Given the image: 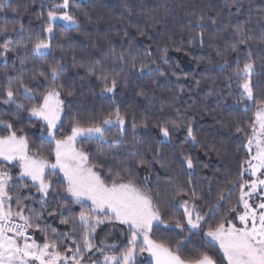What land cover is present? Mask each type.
I'll use <instances>...</instances> for the list:
<instances>
[{
  "label": "trees",
  "instance_id": "trees-1",
  "mask_svg": "<svg viewBox=\"0 0 264 264\" xmlns=\"http://www.w3.org/2000/svg\"><path fill=\"white\" fill-rule=\"evenodd\" d=\"M62 2L10 0L11 8H17L19 14L11 8L0 11V27L19 30L23 25L24 28L22 39L13 34L16 51L0 57V89L9 78H22L35 95L34 100L24 95L17 97L25 105L24 110L0 102V119L12 123L18 135L28 139L31 154L47 152L50 149L47 131H42V124L29 116L27 108L40 101L51 81L33 80L32 76L38 71H48L56 63L64 65L56 82L65 90L62 128H67L73 117L85 126L108 118L109 114L114 118L117 109L127 120L122 138L116 127L107 133L106 143L82 140L77 147L91 155L92 163L102 165L99 170L105 175L111 170L113 175L119 173L123 179H133L139 186L146 184L151 189L168 225L153 229L154 240L165 242L173 249L179 244L185 256L207 252L220 260L222 254L218 247L204 233L223 217L237 223L235 216L242 212V206L230 212L240 195L239 184L232 188L231 182L239 176L242 164L249 157L244 147L247 135L236 129L250 127L256 102L264 100V0H69L67 11L75 17L77 26L55 23L50 37L51 51L36 58L31 53L32 41L48 36L44 32L48 26L47 13ZM201 15L206 17L203 43L200 39L189 43L200 31L189 26V21L194 22ZM212 19L217 21L216 25H212ZM240 28L252 37L245 44L237 42L236 33ZM233 44L238 52L232 51ZM249 52L254 62L251 87L255 100L251 107H246L239 87L244 81L237 80L234 74L237 58L242 68ZM142 63L149 68L140 71ZM93 66L97 74H108L109 81L115 76L118 83L114 92H105L102 80L88 74ZM68 90L73 91L72 96L66 94ZM172 121L180 126L172 131L170 139H165L158 126L172 127ZM133 123L137 125L135 130ZM189 124L194 127L195 143L185 141ZM0 134H6L2 128ZM113 140L117 141L115 145ZM186 156L193 159V169L183 163ZM48 159L54 161V157ZM0 166L6 167L14 179L19 176L18 165ZM50 179L54 184L46 204L39 203L40 194L26 179L29 187L13 185L12 206L15 208L17 192L30 196L23 204L35 212L33 224H40L39 230L29 229L33 239L43 244L47 235L49 242L59 243L62 255L70 256L68 249L77 246L73 240L82 244L83 229L78 227L72 231L71 223L80 205L72 204L63 191L62 176ZM243 179L251 178L245 175ZM229 188L231 195H227ZM179 189L183 192L176 196ZM193 190L198 199L191 196ZM221 193L226 195L222 201L218 200ZM184 200L189 202V207L194 204L195 212L205 218L200 229L187 230L181 207ZM177 220L184 224V231L175 226ZM64 233L71 235L64 236ZM92 240L107 255L118 254L127 246V227L116 221H105L96 227ZM103 243H116V247ZM137 252L139 264H150L147 252L139 254V249ZM102 258L94 248L83 259L84 264H92Z\"/></svg>",
  "mask_w": 264,
  "mask_h": 264
},
{
  "label": "snow or ice",
  "instance_id": "snow-or-ice-1",
  "mask_svg": "<svg viewBox=\"0 0 264 264\" xmlns=\"http://www.w3.org/2000/svg\"><path fill=\"white\" fill-rule=\"evenodd\" d=\"M9 8H11L10 0H0V11ZM68 8L69 0H63L62 3L55 4L48 11V26L44 29L48 36L43 39L37 37L32 41L31 53L36 58L44 57L51 51L50 37L56 21H63L69 27L77 26V21L69 14ZM58 10H62V14L58 15ZM11 11L19 14L17 8H11ZM237 11L239 12V9ZM205 19L206 17L201 15L196 17L194 22L189 21V26L200 29L195 36L189 39V43L196 39H200L203 43ZM216 23L217 21L212 19V25ZM23 32V25H20L19 30L15 27L11 29L7 26L0 27V38H3V42L0 43V57H6L9 52L16 51L13 34L19 35L22 39ZM236 35L239 44H245L252 39L243 28L237 29ZM262 39H264V33H262ZM232 51L238 52L236 44H233ZM21 64H24V60H21ZM148 68L147 64L140 65V71ZM63 71L64 65L56 63L50 66L48 71H38L32 76L33 80L42 78V81H51L50 86L41 95L40 101L27 108L29 116L36 118L42 124V131L45 129L47 131L50 145L47 152L31 154L28 139L23 135H18L12 123L0 119V128L6 133L0 134V165L19 166V176L15 179L6 167L0 166V264H84V254L91 252L94 248L102 254L103 264H139L136 259L137 249H139V254L148 253L151 258L150 264H223V262L226 264H264V100L256 102V109L249 121L250 127L243 129L238 126L236 129L237 132H244L247 135V143L244 147L248 150L250 157L242 164L236 180L231 182L232 188L239 184L240 195L237 205L230 209V212H236L241 205L244 209L235 216L239 225L232 219L223 217L217 221L215 227L210 226L204 233L205 237L215 242L214 246L218 245V250L222 253L220 260L213 259L207 252H200L196 256H185L181 254L179 244L173 249L171 245L162 241L157 242L152 238V232L156 226L167 227L168 225L165 223V217L157 206L151 189L146 184L145 187L139 186L133 179L125 180L120 177L119 173L113 175L111 170L105 175L99 170L102 165L92 163L91 155L77 147L82 140L106 143L107 133L116 127L119 128L122 138L126 132L127 120L120 114L119 109L116 110L114 118L112 114H109L108 118L98 122H89L85 126L79 118L73 117L68 127L62 128L65 114V101L62 96L65 95V90L62 84L57 85L56 82ZM88 74L96 75L97 79L102 80L105 92H114L117 87L118 81L115 76L109 81L108 74L103 72L97 74L95 66L88 69ZM253 74L254 62L251 52L248 53L242 68L238 57L234 75L237 80L244 81L239 85L242 89L241 100H255L250 84V77ZM32 93L33 88L25 84L22 78H9L0 89V97H2L0 102L12 104L17 109L24 110L25 105L19 103L17 97L24 95L27 99L34 100L35 95ZM66 94L72 96L73 91L68 90ZM170 123L172 127L168 124L158 126L161 136L165 139H170L172 131L180 126L175 121ZM136 127L137 125L133 123V130ZM189 140L196 142L194 127L191 124L187 126L185 136V141ZM116 143V140L112 141L113 145ZM48 157H54V161L49 160ZM183 163L188 169L194 168L191 156H186ZM245 174L250 175L251 179L244 180ZM57 175L62 176L63 191L67 197L71 198V203L80 205V211L77 216L71 217V223L72 231H76L78 227L83 229L82 244L73 240L77 246L74 249H68L72 253L70 256L62 255L59 243L55 240L49 242L47 235L42 245L29 235V229H40L39 222L33 224L35 212L27 209L23 204L25 199H31L30 196L24 197L17 192L15 208L12 206L13 185L23 184L29 187L27 180H31L30 187L36 188L40 194L39 203L46 204L54 184L50 177ZM231 190V188L227 190V195H231ZM181 192L183 189L177 190L176 196L181 195ZM184 194L188 193L184 192ZM191 196L193 199L199 198L194 190ZM257 196L259 202L250 203ZM225 198L226 195L221 193L218 200L222 201ZM60 199H65V197H60ZM181 207L184 209L187 230L200 229L203 226L201 221L205 218L195 212V205L189 207V202L184 200ZM26 211L31 214H25ZM69 211L71 212V209ZM105 221L109 223L118 221L127 227V246L118 254L107 255L103 248L93 243L92 237L96 227ZM61 222L70 223L69 220ZM175 226L181 231L185 230L180 220L176 221ZM63 235L69 236L71 233ZM110 247L115 248L116 246L111 245ZM92 264H100V261H93Z\"/></svg>",
  "mask_w": 264,
  "mask_h": 264
},
{
  "label": "rangeland",
  "instance_id": "rangeland-1",
  "mask_svg": "<svg viewBox=\"0 0 264 264\" xmlns=\"http://www.w3.org/2000/svg\"><path fill=\"white\" fill-rule=\"evenodd\" d=\"M59 14H62V13H58V15ZM56 23H59V24H62V25H64V26H66V27H69V26H67V25H65V23L63 22V21H56ZM250 84H251V77H250ZM241 91H242V89H241ZM243 104L244 105H246V107H251V105H252V101H248L247 99H245V100H243ZM255 109H256V107H255ZM32 118V117H31ZM34 119H36V118H34ZM46 138H47V133H46ZM48 139V138H47ZM247 150V149H246ZM247 152H248V150H247ZM250 157H248V159H249ZM247 165H245V167H246ZM19 167V166H18ZM247 177H250V175H248V174H245ZM251 178V177H250ZM25 179H27V178H25ZM31 181V180H30ZM259 202V197L257 196L255 199H253V200H251L250 201V203H253V204H255V203H258ZM242 206V205H241ZM243 207H242V212H243ZM194 216H195V213H194ZM116 222H118V221H116ZM193 230H196V229H193ZM207 238V240H210V238H208V237H206ZM105 246H108V247H110L111 245L109 244V245H106L105 243H103ZM113 245V244H112ZM115 246H116V243H115ZM138 250V249H137ZM109 255H113V254H109ZM100 264H103V258H102V260L100 261Z\"/></svg>",
  "mask_w": 264,
  "mask_h": 264
},
{
  "label": "crops",
  "instance_id": "crops-1",
  "mask_svg": "<svg viewBox=\"0 0 264 264\" xmlns=\"http://www.w3.org/2000/svg\"><path fill=\"white\" fill-rule=\"evenodd\" d=\"M237 225H239V222L237 221ZM206 238V237H205ZM207 239V238H206ZM210 241V240H209ZM210 242H212V241H210ZM213 244L215 243V242H212ZM39 244V243H38ZM42 245V244H41ZM217 247H218V245H216ZM148 254V253H147ZM222 254V253H221ZM149 256V255H148ZM151 259V258H150Z\"/></svg>",
  "mask_w": 264,
  "mask_h": 264
},
{
  "label": "built area",
  "instance_id": "built-area-1",
  "mask_svg": "<svg viewBox=\"0 0 264 264\" xmlns=\"http://www.w3.org/2000/svg\"><path fill=\"white\" fill-rule=\"evenodd\" d=\"M29 231V230H28ZM29 235L33 238V234L29 231Z\"/></svg>",
  "mask_w": 264,
  "mask_h": 264
}]
</instances>
